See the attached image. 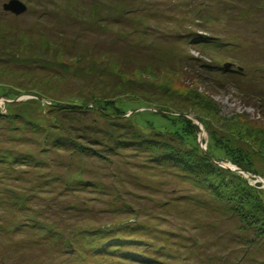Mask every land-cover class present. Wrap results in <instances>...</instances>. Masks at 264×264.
<instances>
[{
    "label": "rangeland",
    "instance_id": "obj_1",
    "mask_svg": "<svg viewBox=\"0 0 264 264\" xmlns=\"http://www.w3.org/2000/svg\"><path fill=\"white\" fill-rule=\"evenodd\" d=\"M10 1L0 264H264V237L243 219L264 222V0H19L20 16L4 12ZM114 107L139 108L122 125L179 134L186 146L172 144L219 168L199 180L133 147L96 146L107 160L52 147L127 136Z\"/></svg>",
    "mask_w": 264,
    "mask_h": 264
},
{
    "label": "trees",
    "instance_id": "obj_2",
    "mask_svg": "<svg viewBox=\"0 0 264 264\" xmlns=\"http://www.w3.org/2000/svg\"><path fill=\"white\" fill-rule=\"evenodd\" d=\"M111 103L112 102L98 101L93 104L91 109H95V111L99 112L104 117H107V116L109 117L111 116V111L109 110L110 109L109 106H112ZM63 105L64 104H62V106L60 104L58 105L50 104L52 108L49 109V107H46L44 109V112H47L45 110H49L50 112L55 111V109H58L57 111L62 112L63 107H64ZM73 107L74 108H70L72 110L68 112L70 113L77 112L76 109H78V105L73 106ZM137 109L139 108H136L134 110L133 109L131 110L130 108H125V109L118 108V107L115 108V111H116L115 115H117L115 119L116 120L120 119L121 124L119 121H117L114 125H116L115 127L122 128L123 131L128 134L127 136L123 135L120 137L117 134L108 133L107 138H101L100 136H97L98 132L96 133L94 131L95 133H93L91 136L93 135H96V136H93L92 138L89 136V138H86L88 139V143H86L88 145H83L82 143H79L77 139L72 138L67 135L65 137L59 136L56 139L54 138L52 140L53 141L52 147L54 149L73 150L74 152L78 154H82L92 159L96 158L99 160H107L108 158L103 153L99 151L98 152L95 151L94 149L96 146L105 147V148L107 147L109 148L108 150L111 152H115L116 150H119V149H128V148L133 147L136 149L137 152L147 154L148 155L147 157L149 158V161L151 163L159 165V166H169L175 169H180L184 173L191 175L192 177L199 179V180L204 179L205 177H210L211 174L215 172V168H219L216 164L213 163L215 159H212L211 157H209L208 154H207L208 156H205L202 153H200V150L196 145L192 147L190 146L191 149H195L197 151V152L195 151L196 154H194V153H191L190 148H187L189 150H185L184 152V150H182V148L179 145L172 144V143H176L175 138H177L183 145H185L184 139L179 134L170 135V136L175 137V138L170 139V142L172 143H165L161 141V139L163 138V135H165L161 132H157L156 130L149 129L147 132H152L155 135V138H146L144 136L145 132L139 129V127L135 123H134V126L135 128L138 129V130L136 129V131L133 130L131 126L129 127L126 125H122L124 124L123 122L124 119H122V117L124 118L125 115L131 111L132 113H130V116L132 115V118H135V116L139 114L136 112ZM153 112L161 113L164 116H169L168 114H163V112L159 110L157 111L153 109ZM6 116H8V114ZM177 117L181 118L183 120L182 122L186 124V132L189 134L190 129H191L190 120H188L186 116L180 115ZM0 118L1 119L3 118L1 114H0ZM108 138L110 141L111 140L113 141L111 146L110 144H108L109 143V141L107 140ZM217 147H220V146L217 144ZM222 148L223 147H221V149ZM29 152L31 153V151ZM32 154H28V158H32L31 157ZM5 158L7 157L3 155L2 158L0 157V161L4 162ZM13 161H16V160H13ZM234 210H236V208H234ZM243 219L246 221L247 224L251 223L252 225H254L257 231L258 237H264V222L261 223L259 220L255 218V216L245 215Z\"/></svg>",
    "mask_w": 264,
    "mask_h": 264
},
{
    "label": "water",
    "instance_id": "obj_3",
    "mask_svg": "<svg viewBox=\"0 0 264 264\" xmlns=\"http://www.w3.org/2000/svg\"><path fill=\"white\" fill-rule=\"evenodd\" d=\"M4 12L20 16L27 11V7L19 0H11L10 2L3 5ZM232 64H226V68H231Z\"/></svg>",
    "mask_w": 264,
    "mask_h": 264
},
{
    "label": "flooded vegetation",
    "instance_id": "obj_4",
    "mask_svg": "<svg viewBox=\"0 0 264 264\" xmlns=\"http://www.w3.org/2000/svg\"><path fill=\"white\" fill-rule=\"evenodd\" d=\"M5 13H7V12H5Z\"/></svg>",
    "mask_w": 264,
    "mask_h": 264
}]
</instances>
